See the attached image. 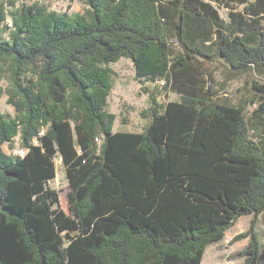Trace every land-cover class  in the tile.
<instances>
[{
  "label": "trees",
  "instance_id": "1",
  "mask_svg": "<svg viewBox=\"0 0 264 264\" xmlns=\"http://www.w3.org/2000/svg\"><path fill=\"white\" fill-rule=\"evenodd\" d=\"M17 1L0 0V103L7 94L16 112L0 109V264H201L249 214L235 239L250 237L243 264H264V142L251 135L264 129V85L246 116L214 99L195 63L214 59L203 49L213 44L231 72L264 74V0H86L75 16ZM122 57L140 82L180 95L160 103L143 86L151 121L142 132L114 131L106 109L110 63ZM56 157L68 212L49 186Z\"/></svg>",
  "mask_w": 264,
  "mask_h": 264
},
{
  "label": "rangeland",
  "instance_id": "2",
  "mask_svg": "<svg viewBox=\"0 0 264 264\" xmlns=\"http://www.w3.org/2000/svg\"><path fill=\"white\" fill-rule=\"evenodd\" d=\"M38 3L46 6L49 10H55L59 13H67L69 16L85 14L89 9L86 0H19L17 5ZM234 11L242 10L243 6L233 5ZM220 17L225 22H230L229 9L225 6H218ZM7 6L6 11L10 13ZM264 23V20L262 21ZM6 24H11L8 18L5 24L1 25L4 30ZM170 39L173 40V51L175 54L181 53L179 42H175L176 36L169 30ZM6 38L9 37L8 31L4 32ZM214 59H205L198 57L195 63L204 73L207 84L215 92L214 99L220 103L241 106L246 110V116L256 107L254 102L262 95V92L256 88L264 85V74L258 72L255 68L246 72H231L228 64L223 58L215 55V47L206 45L203 47ZM113 70L112 83L113 88L108 98L107 110L117 115L114 123V131L120 132H142L151 121L149 108L151 99L143 86L150 91H155L158 101L166 103L171 100H178L180 95L177 92H167L162 88L161 82H150L136 79L135 67L131 59L122 57L117 62L110 63ZM5 88L8 87L7 80L2 82ZM8 95L4 94L0 103V109L4 113L15 115V109L8 103ZM252 138L257 142H264V129L261 127H251ZM102 140L99 139L98 144ZM16 147H20L19 138L15 142ZM7 148V146H6ZM56 176L49 183V186L57 190L60 198L61 207L68 212V191L69 184L66 177L65 168L60 157L55 158ZM253 215H243L238 218L236 223L226 231L222 240L210 244L204 254L201 264H243L247 259L246 248L249 245L250 237L236 240L235 238L246 231L251 226ZM257 231L264 244V212L258 216Z\"/></svg>",
  "mask_w": 264,
  "mask_h": 264
},
{
  "label": "built area",
  "instance_id": "3",
  "mask_svg": "<svg viewBox=\"0 0 264 264\" xmlns=\"http://www.w3.org/2000/svg\"><path fill=\"white\" fill-rule=\"evenodd\" d=\"M13 151H14V154H17V155H20V156H24V154H25V149H23L21 147H17Z\"/></svg>",
  "mask_w": 264,
  "mask_h": 264
},
{
  "label": "crops",
  "instance_id": "4",
  "mask_svg": "<svg viewBox=\"0 0 264 264\" xmlns=\"http://www.w3.org/2000/svg\"><path fill=\"white\" fill-rule=\"evenodd\" d=\"M237 5H239V4H237ZM240 6H243V5H240ZM242 10H243V8H242ZM242 10H239V11H242ZM234 11V10H233ZM239 11H236V12H239ZM260 18H261V22L264 20V12H262L261 13V15H260ZM263 23V22H262ZM264 24V23H263Z\"/></svg>",
  "mask_w": 264,
  "mask_h": 264
}]
</instances>
